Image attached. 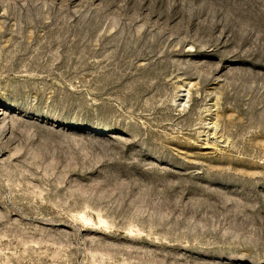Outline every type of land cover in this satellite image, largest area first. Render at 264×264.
<instances>
[{"label": "rangeland", "instance_id": "374dc122", "mask_svg": "<svg viewBox=\"0 0 264 264\" xmlns=\"http://www.w3.org/2000/svg\"><path fill=\"white\" fill-rule=\"evenodd\" d=\"M0 264H264V0H0Z\"/></svg>", "mask_w": 264, "mask_h": 264}]
</instances>
